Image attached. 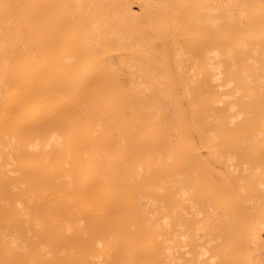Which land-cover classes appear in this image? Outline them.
Here are the masks:
<instances>
[{
    "label": "bare ground",
    "instance_id": "obj_1",
    "mask_svg": "<svg viewBox=\"0 0 264 264\" xmlns=\"http://www.w3.org/2000/svg\"><path fill=\"white\" fill-rule=\"evenodd\" d=\"M132 1L0 0V264L264 249V173L242 166L264 169V1L241 0L243 20L227 0L236 21L226 0L219 18L217 0ZM207 205L219 241L200 250Z\"/></svg>",
    "mask_w": 264,
    "mask_h": 264
},
{
    "label": "rangeland",
    "instance_id": "obj_2",
    "mask_svg": "<svg viewBox=\"0 0 264 264\" xmlns=\"http://www.w3.org/2000/svg\"><path fill=\"white\" fill-rule=\"evenodd\" d=\"M179 1V0H178ZM181 1H183V0H181ZM189 1H191L192 2V0H189ZM222 1V2H221ZM217 0L215 3L213 2V3H211V4H215V5H212V7H214V10H212V12H210V16L211 17H214V18H219L221 15H223V11H222V6H224V4H225V1L224 0ZM227 1V0H226ZM231 1V0H230ZM230 1H227L226 2V4H227V6H228V8H231V7H233L232 5H236L235 7H234V9H232L230 12L229 11H226L227 9L225 8V6H224V8L226 9L225 11L226 12H228L229 13V16L227 15H225V17L227 18V17H231V18H233V19H235V21L236 20H238V19H240L241 20V18L243 17V13H241V12H243V11H241L244 7H245V5L247 4H242V1L241 0H233V2H235V3H237V4H239V6L240 7H242L241 9L239 8V10H238V8L237 9H235L236 7H237V4H232L231 5V2ZM247 1V0H246ZM264 1V0H263ZM131 2H134V1H132L131 0ZM185 3H186V1H184ZM232 2V3H233ZM259 2H262V1H259ZM135 3H136V1H135ZM181 2H179V6L177 5V3H176V7L178 6V8L180 7H183V9L181 8L180 9V11H183V12H187L188 11V9H189V6H188V4H186V5H183V6H180L181 4H180ZM159 4V3H158ZM158 4H155V7L156 8H158L159 9V5ZM161 4V3H160ZM157 5V6H156ZM162 5H164V4H162ZM189 5H192V3H190ZM244 5V6H243ZM161 6V5H160ZM165 6V5H164ZM192 6H194V4L192 5ZM191 6V7H192ZM197 6V5H196ZM196 6L194 7V8H196ZM201 5H199V12H205V8L204 7H200ZM226 6V7H227ZM238 6V7H239ZM132 7H133V12L135 13V14H137V15H142L143 14V12L141 11L142 9H141V7H139V5H137V4H132ZM249 7V6H248ZM244 9H246L247 10V7H245ZM176 10L177 9H175V13H176V15H177V12H176ZM179 10V9H178ZM191 10V9H190ZM193 10V9H192ZM236 10H238V13H239V16L241 17V18H239V16L237 17V11ZM245 10V11H246ZM169 11H170V9H169ZM180 11H178L179 12V16L181 17V14L180 13H182V12H180ZM241 11V12H240ZM192 12V11H191ZM191 12H189V13H191ZM194 12H196V11H194ZM247 12V11H246ZM246 12H244V15L246 14ZM193 13V12H192ZM225 14V13H224ZM175 15V14H174ZM183 15V14H182ZM194 15H195V13H194ZM193 15V16H194ZM178 15H177V18L179 17ZM185 16V15H184ZM183 16V17H184ZM187 16V15H186ZM189 16H190V14H189ZM179 17V18H180ZM223 17H224V15H223ZM182 18V17H181ZM190 18H192V16L190 17ZM226 18H225V20H226ZM244 18V17H243ZM242 18V19H243ZM156 19H158V18H156ZM223 20H224V18H223ZM243 20H246V18H244ZM242 22V21H241ZM246 22V21H245ZM245 22H244V24H245ZM147 27H149V25L147 26ZM260 31V30H259ZM263 31V30H262ZM261 31V32H262ZM260 32V33H261ZM260 33H258L259 35H260ZM257 34V33H256ZM257 34V35H258ZM261 38H262V35L260 36ZM260 37H259V39H260ZM184 57V56H183ZM258 66H260L259 64H258ZM258 66H256L255 65V67H257L258 68ZM144 67H150L149 65H144ZM256 69V68H255ZM259 69H261V67H259ZM259 72H261V73H258V70L256 71V73H258V75L259 74H262V75H259L260 77H258L257 75H256V79H254V81L256 82V84L258 85V87H259V89H260V87H261V94L262 95H264V83H263V80H264V71H262V69H261V71H259ZM263 77V78H262ZM141 81V80H140ZM253 80H252V83H251V85H255V82H254ZM259 83V84H258ZM143 85V84H142ZM145 89H147V90H145L147 93H148V91H149V89L150 88H145ZM151 93V92H150ZM149 93V94H150ZM146 96V102H148L147 100L149 99V97L148 96H150V95H145ZM168 96V95H167ZM167 96H165V97H167ZM169 97V96H168ZM165 100H166V98H164ZM164 100V102H166ZM167 101H168V105H169V102H170V100L169 99H167ZM165 104V103H164ZM170 104H171V102H170ZM165 105H167V102H166V104ZM164 105V106H165ZM161 107H163V106H161ZM166 108H167V106H165ZM165 107H163V108H165ZM165 108V109H166ZM169 109L168 110H172V107H168ZM264 127V126H263ZM264 129V128H263ZM258 138L259 139H263L264 138V132L262 133V134H260V136H258ZM223 160H224V158H223ZM226 160V159H225ZM233 163V165H235L236 164V161H233L232 162ZM242 166L243 167H245V168H247L249 171H251L252 169H254L255 171H256V173H259V174H262V173H264V169H257L256 167H252L250 164H242ZM263 177H264V174H263ZM259 203V205L261 204L260 202H258ZM193 204V203H192ZM194 205V204H193ZM196 205V204H195ZM197 207H198V205H196ZM155 206H151L150 207V209L151 210H153V208H154ZM209 208H211L212 209V211H209V210H211V209H209ZM209 208H208V205L205 207V211H207L208 212V215L206 214V213H204V211L201 213V214H203V216H201L202 217V219L204 218V217H208L209 218V223H210V225H211V230H212V233L211 232H209L207 229H205V228H203V229H201L200 228V226L199 227H195V230H194V232H196V233H194V239H195V237H196V234L198 235L197 237V239H199L200 238V240H199V242H201L203 245L201 246V247H199V248H201L200 250H202L203 248H208V249H210L211 248V246L213 245V244H215V241H219V239H217V236H218V234H219V226H220V222H218V220L220 221V218H218L217 219V217H215L216 218V220H214V219H212V220H214V221H211V217H209V215L210 216H212V218H214V210H213V208L212 207H210L209 206ZM197 209H199V208H197ZM216 211V210H215ZM216 212H218V211H216ZM218 213H220V212H218ZM151 214V213H150ZM153 216V215H152ZM216 216V215H215ZM218 216V215H217ZM220 216V215H219ZM218 216V217H219ZM200 217V218H201ZM199 218V219H200ZM212 222H214V223H212ZM199 225H200V223H198ZM197 224V225H198ZM202 224V223H201ZM216 224V225H215ZM196 225V226H197ZM203 226V225H202ZM217 227H218V230L216 231V229H217ZM171 229H174V228H169L168 230H171ZM182 229L185 231V229H186V231L185 232H188V231H191V230H187L188 228H186V227H182ZM178 230V229H177ZM179 230H180V228H179ZM176 231V230H175ZM179 232V231H178ZM184 232V233H185ZM193 232V231H192ZM192 232H189L191 235L193 234ZM176 234H179V233H177V232H175ZM207 234V236L205 235V234ZM216 233V234H215ZM171 234V233H170ZM170 234H168V235H170ZM214 234L216 235V237L214 236ZM208 235H210V236H208ZM168 237V236H167ZM193 237V236H192ZM210 237H211V239H210ZM214 237L217 239H215V241L212 243V241H213V239H214ZM165 238H166V236H165ZM172 239H174V237L172 238ZM159 240H162V237L159 239ZM163 240H165V239H163ZM167 241L169 242V239L167 238ZM264 241V240H263ZM171 242V241H170ZM198 242V241H197ZM208 242V243H207ZM162 244H165V243H162ZM172 244H173V241H172ZM197 245H201V244H199V243H196ZM167 245H169V244H167ZM175 245V244H174ZM165 246V245H164ZM163 246V247H164ZM168 247V246H167ZM197 247V248H198ZM168 249V248H167ZM167 249H165L164 248V250H163V253H162V255H161V258L165 261L164 263H166V264H173V263H171L170 261L168 262V260L170 259H168V257H170L169 256V251L167 252ZM169 249H171V246H170V248ZM168 249V250H169ZM173 250V249H172ZM264 249H260V250H258V251H256L253 255H252V257H251V262L253 261V263H251V264H264V251H263ZM171 251V250H170ZM173 252V251H172ZM171 254V253H170ZM173 254H175L174 252H173ZM263 254V255H262ZM174 256V255H173ZM175 256H176V254H175ZM174 256V257H175ZM253 257H255V259H253ZM173 258V257H172ZM99 259H101V258H99ZM174 259V258H173ZM97 261V260H96ZM99 261V260H98ZM97 261V262H98ZM173 261V260H172ZM177 264H179V263H177Z\"/></svg>",
    "mask_w": 264,
    "mask_h": 264
}]
</instances>
